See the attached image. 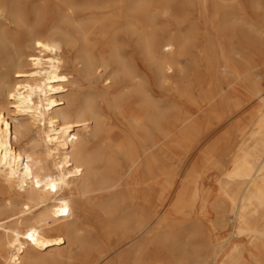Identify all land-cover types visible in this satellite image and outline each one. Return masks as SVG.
Wrapping results in <instances>:
<instances>
[{"label":"bare ground","instance_id":"1","mask_svg":"<svg viewBox=\"0 0 264 264\" xmlns=\"http://www.w3.org/2000/svg\"><path fill=\"white\" fill-rule=\"evenodd\" d=\"M263 63L260 0H0V264H264Z\"/></svg>","mask_w":264,"mask_h":264},{"label":"rangeland","instance_id":"2","mask_svg":"<svg viewBox=\"0 0 264 264\" xmlns=\"http://www.w3.org/2000/svg\"><path fill=\"white\" fill-rule=\"evenodd\" d=\"M260 2L262 5H264V0H260ZM260 68H261V82H262V84H264V72L262 70L264 68V63L260 66ZM97 218H100V216H97ZM179 241L186 250H188V248H190L191 244L195 243L194 240L188 239L185 234H182ZM71 251H72V254L76 255V253L79 252V249L77 246L73 245V246H71Z\"/></svg>","mask_w":264,"mask_h":264}]
</instances>
